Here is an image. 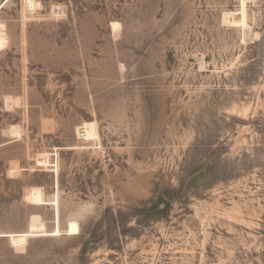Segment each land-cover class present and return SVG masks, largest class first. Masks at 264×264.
Instances as JSON below:
<instances>
[{"label": "rangeland", "instance_id": "rangeland-1", "mask_svg": "<svg viewBox=\"0 0 264 264\" xmlns=\"http://www.w3.org/2000/svg\"><path fill=\"white\" fill-rule=\"evenodd\" d=\"M0 264H264V0H0Z\"/></svg>", "mask_w": 264, "mask_h": 264}, {"label": "bare ground", "instance_id": "bare-ground-1", "mask_svg": "<svg viewBox=\"0 0 264 264\" xmlns=\"http://www.w3.org/2000/svg\"><path fill=\"white\" fill-rule=\"evenodd\" d=\"M16 130V129H15ZM11 132V135L12 136H16L18 134V132H13V131H10Z\"/></svg>", "mask_w": 264, "mask_h": 264}]
</instances>
